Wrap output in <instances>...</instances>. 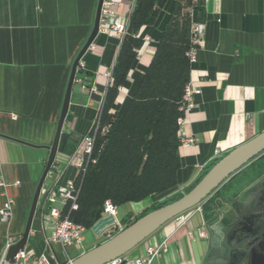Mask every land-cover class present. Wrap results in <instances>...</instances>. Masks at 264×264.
<instances>
[{
  "label": "crops",
  "instance_id": "1",
  "mask_svg": "<svg viewBox=\"0 0 264 264\" xmlns=\"http://www.w3.org/2000/svg\"><path fill=\"white\" fill-rule=\"evenodd\" d=\"M125 17L133 0H117ZM99 0H0V173L9 184L0 187V208L10 197L13 214L0 220V264L8 242L19 241L27 225L33 198L48 162L64 103L73 63L95 25ZM169 0L152 25L143 26L138 36L144 45L127 82L120 88L111 112L122 114L152 63L157 44L171 14ZM194 23L205 24L196 60L191 64V85L201 89L194 95L180 129L181 139L196 142L179 147L181 168L178 186L171 195L186 190L217 159L264 131V0H204V8L191 11ZM149 37V40H146ZM122 39L101 33L95 48L87 52L84 67L73 87L70 111L65 121L59 150L45 182L26 250L32 254L52 252L47 240L51 229L46 213L47 196L59 185L75 180L79 170L76 155L83 151L85 136L94 132ZM95 90H91L92 86ZM33 145L43 146L35 147ZM47 146V147H45ZM67 148L73 150L68 153ZM255 158L232 175L214 196L218 208L238 193L259 183L264 176L262 158ZM19 181V184H15ZM264 191V188L263 190ZM245 196V195H244ZM163 194L117 208L120 220L128 213L140 215ZM199 215L200 224L193 218ZM101 217L104 216L102 213ZM260 222V220H258ZM207 229L204 212H196L187 224L172 219L123 257L125 264H147L149 245L166 243L167 251L151 264H203L208 240L197 234ZM122 229V223L118 226ZM86 229L80 246L67 252L55 243L54 251L63 264L104 242L108 235H90ZM193 232V236L190 234ZM262 251V248H259Z\"/></svg>",
  "mask_w": 264,
  "mask_h": 264
},
{
  "label": "trees",
  "instance_id": "2",
  "mask_svg": "<svg viewBox=\"0 0 264 264\" xmlns=\"http://www.w3.org/2000/svg\"><path fill=\"white\" fill-rule=\"evenodd\" d=\"M168 1L137 0L122 39L112 71L113 82L106 90L99 113L100 124L92 153L85 157L84 166L74 180L78 207L73 209L68 201L62 209L64 216L85 229H90L101 217L107 201L118 208L153 195L170 196L155 201L140 215L131 212L122 218V229L132 225L148 212L180 198L220 159L209 166L196 183L171 195L170 191L179 183L180 120L186 115V88L192 75L189 56L194 47L191 11L203 9L204 0H174L152 63L125 111L117 115L111 112L120 88L126 84L127 76L136 64L138 51L144 45V39L138 36L140 29L154 24ZM67 152L73 153V150L67 148ZM261 155L264 162V153ZM213 198L211 194L203 204L206 223L218 219L219 208ZM119 231L118 227L114 228L106 240Z\"/></svg>",
  "mask_w": 264,
  "mask_h": 264
},
{
  "label": "water",
  "instance_id": "3",
  "mask_svg": "<svg viewBox=\"0 0 264 264\" xmlns=\"http://www.w3.org/2000/svg\"><path fill=\"white\" fill-rule=\"evenodd\" d=\"M103 2L104 0H99L93 30L73 63L53 143L51 146H45L50 150V154L33 198L25 232L19 241L11 244L7 253L6 259L11 263L15 261L20 251L26 249L38 209V201H40L48 175L55 161H57L56 157L63 127L70 111L73 87L79 72V64L99 35ZM23 143L35 147H43L28 142ZM262 153H264V131L223 155L189 191H184L180 198L148 212L134 221L132 225L130 224L120 229L114 236L107 240L105 239L104 242L85 251L66 264H109L116 259L123 258L169 221L203 203L226 180ZM263 188L264 176L259 183H253L249 188L238 193L227 205L219 208L218 219L212 223H206L207 229H210L213 235L207 238L209 248L221 240L230 249L236 247L243 249L247 254L243 264H248L249 257L252 258V261L254 260L252 264H264ZM224 222L227 224H224ZM119 224L116 217L104 214L92 226V230L95 234L102 236L117 228ZM259 248H262V251ZM122 264H125V262H122Z\"/></svg>",
  "mask_w": 264,
  "mask_h": 264
},
{
  "label": "built area",
  "instance_id": "4",
  "mask_svg": "<svg viewBox=\"0 0 264 264\" xmlns=\"http://www.w3.org/2000/svg\"><path fill=\"white\" fill-rule=\"evenodd\" d=\"M137 0H133V9L135 7ZM132 9V12H133ZM132 12L129 16L125 17L124 15L120 14L119 12V2L117 0H104L103 6H102V13H101V21H100V29L99 34L101 33H115L117 34L121 39L126 35ZM192 34H193V40H194V47L191 48L189 52V56L191 59V63L196 60V53L199 47V44L203 38V35L205 34V24L204 23H194L192 26ZM146 40H149V37H146ZM95 48V42L91 45L89 50ZM84 67V63L80 62L78 69ZM109 77V85L113 82V76L112 73L107 74ZM76 81H79L83 89H86L87 86L83 82V80L78 79L76 77ZM95 86L93 85L91 87V90H95ZM201 89L193 87L191 83L186 88V95H185V101H186V112L188 109L193 105V98L194 95L200 94ZM186 116V115H185ZM99 118V117H98ZM185 118V117H184ZM184 118L180 120V124L182 126V123L184 121ZM100 119V118H99ZM97 120L96 128L94 132H92L90 135L85 136L83 140V151L76 155L77 159H75V166L78 168L79 173L81 169L84 166L85 157L90 155L92 153L96 133L99 128L100 121ZM104 130H107V127L104 128ZM183 144L190 145L196 142L195 137H189L186 139H182ZM78 173V174H79ZM20 182L17 181L15 184H19ZM9 184H7L2 174L0 173V187H6ZM77 198L78 193L76 192L75 186H74V180H69L66 184L59 185L56 190H51L47 196V201L51 204L49 210L46 213V218L50 222L51 229H49V232L47 233V240L49 244L52 247V252H43L41 254H32L28 252L26 249L22 250L18 253V255L15 258V261L13 263L7 261V253L8 250L12 244V242H8L6 253L2 258L1 264H62L59 258L57 257L55 251H54V244L59 243L67 252L68 248L72 246H80L81 242L84 239V232L85 228L73 221L69 216H64L62 213L63 207L66 205L68 201L72 203V208L77 209ZM14 200L10 197H8L5 202L3 203L2 207L0 208V220L3 222L10 221L12 214H13V203ZM203 203L197 205L196 207L185 211V213H182L181 215L177 216L176 218L182 223L187 224L191 220V217L196 212H203ZM103 214L105 215H113L116 217L117 207L111 202L107 201L103 208ZM120 226V224L118 225ZM190 234L193 236V232H190ZM197 234L199 237L207 239V229L205 227H200L197 229ZM163 251H167L166 243L160 244V246H152L149 245L147 248V258L146 263L151 264L153 259L160 255ZM72 259L68 256L67 262L71 261ZM123 258L116 259L112 261L109 264H122ZM138 264H143L144 262L141 260L137 261Z\"/></svg>",
  "mask_w": 264,
  "mask_h": 264
},
{
  "label": "flooded vegetation",
  "instance_id": "5",
  "mask_svg": "<svg viewBox=\"0 0 264 264\" xmlns=\"http://www.w3.org/2000/svg\"><path fill=\"white\" fill-rule=\"evenodd\" d=\"M224 224H227L224 222ZM208 238L212 235V231L207 229ZM247 254L241 247L229 248L224 241L214 243L211 248H208L203 264H243ZM254 261V260H253ZM252 258H248V264H252Z\"/></svg>",
  "mask_w": 264,
  "mask_h": 264
},
{
  "label": "rangeland",
  "instance_id": "6",
  "mask_svg": "<svg viewBox=\"0 0 264 264\" xmlns=\"http://www.w3.org/2000/svg\"><path fill=\"white\" fill-rule=\"evenodd\" d=\"M120 211H118V213L116 214V219H117V221L119 222V223H121V220H120ZM193 222H195V224H200V219H199V215H196L194 218H193ZM87 234H91V233H93L91 230L90 231H87L86 232ZM97 235V234H96Z\"/></svg>",
  "mask_w": 264,
  "mask_h": 264
}]
</instances>
